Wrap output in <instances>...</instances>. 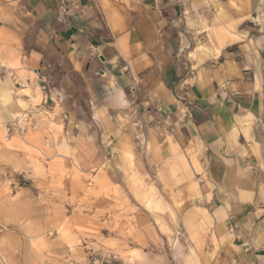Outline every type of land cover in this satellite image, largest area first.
Instances as JSON below:
<instances>
[{
    "label": "crops",
    "instance_id": "obj_1",
    "mask_svg": "<svg viewBox=\"0 0 264 264\" xmlns=\"http://www.w3.org/2000/svg\"><path fill=\"white\" fill-rule=\"evenodd\" d=\"M16 1L35 24L0 31L18 41L24 70L50 82L55 120L201 152V198L179 210L195 215L178 226L179 263L264 264V36L234 19L205 29L217 14L199 0Z\"/></svg>",
    "mask_w": 264,
    "mask_h": 264
},
{
    "label": "rangeland",
    "instance_id": "obj_2",
    "mask_svg": "<svg viewBox=\"0 0 264 264\" xmlns=\"http://www.w3.org/2000/svg\"><path fill=\"white\" fill-rule=\"evenodd\" d=\"M199 4L217 14L211 23L204 17L205 29L234 19L239 30L264 36V0ZM30 13L19 1L0 0L2 25H34ZM16 42L0 31V264H181L175 236L195 215L179 210L185 197L201 198V152L173 146L170 137L167 146L134 143L55 120ZM85 98L81 115L89 112Z\"/></svg>",
    "mask_w": 264,
    "mask_h": 264
},
{
    "label": "built area",
    "instance_id": "obj_3",
    "mask_svg": "<svg viewBox=\"0 0 264 264\" xmlns=\"http://www.w3.org/2000/svg\"><path fill=\"white\" fill-rule=\"evenodd\" d=\"M66 15H67V8L64 4H61L58 9V15L56 17V20L58 22H62ZM19 85L25 86V85H28V83L27 82H25V84L19 83ZM39 88H40L41 95H42V102L47 103L48 101H51L52 98H51V92L49 89L50 82L47 79L42 78L39 83ZM149 117H151L152 121L155 122L156 124L161 122V117L158 113H155V115L152 114ZM231 227H234V225H231Z\"/></svg>",
    "mask_w": 264,
    "mask_h": 264
},
{
    "label": "bare ground",
    "instance_id": "obj_4",
    "mask_svg": "<svg viewBox=\"0 0 264 264\" xmlns=\"http://www.w3.org/2000/svg\"><path fill=\"white\" fill-rule=\"evenodd\" d=\"M0 86L2 87V82L0 81ZM203 210V209H202Z\"/></svg>",
    "mask_w": 264,
    "mask_h": 264
}]
</instances>
